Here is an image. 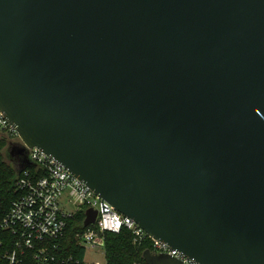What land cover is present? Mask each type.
Here are the masks:
<instances>
[{"label":"water","instance_id":"water-1","mask_svg":"<svg viewBox=\"0 0 264 264\" xmlns=\"http://www.w3.org/2000/svg\"><path fill=\"white\" fill-rule=\"evenodd\" d=\"M0 113L17 174L36 148L195 263L264 264V0H0Z\"/></svg>","mask_w":264,"mask_h":264},{"label":"built area","instance_id":"built-area-1","mask_svg":"<svg viewBox=\"0 0 264 264\" xmlns=\"http://www.w3.org/2000/svg\"><path fill=\"white\" fill-rule=\"evenodd\" d=\"M0 136L18 141L16 132L1 113ZM28 152L35 166L18 175L15 197L8 206L0 201V264H84L83 259L72 255L59 260L56 254L69 221L79 213L84 220L89 209L96 212L94 223L83 227L75 236L84 254L87 248H103L104 234H119L125 228L135 247L148 239L150 252L172 256L182 264H197L148 237L131 219L115 211L38 149Z\"/></svg>","mask_w":264,"mask_h":264},{"label":"trees","instance_id":"trees-1","mask_svg":"<svg viewBox=\"0 0 264 264\" xmlns=\"http://www.w3.org/2000/svg\"><path fill=\"white\" fill-rule=\"evenodd\" d=\"M8 146V139L0 136V201L8 206L14 199V184L18 175L4 158V151ZM83 214L79 213L69 221V226L60 240V248L57 251L59 260L68 256H74L82 260L84 250L75 241V236L84 230L82 226ZM104 239L105 264H145L142 253L151 250V242L145 239L139 247L132 244V236L129 231L123 228L119 234L106 233Z\"/></svg>","mask_w":264,"mask_h":264},{"label":"rangeland","instance_id":"rangeland-1","mask_svg":"<svg viewBox=\"0 0 264 264\" xmlns=\"http://www.w3.org/2000/svg\"><path fill=\"white\" fill-rule=\"evenodd\" d=\"M84 264H105L103 248H87L83 257Z\"/></svg>","mask_w":264,"mask_h":264},{"label":"flooded vegetation","instance_id":"flooded-vegetation-1","mask_svg":"<svg viewBox=\"0 0 264 264\" xmlns=\"http://www.w3.org/2000/svg\"><path fill=\"white\" fill-rule=\"evenodd\" d=\"M15 142H17V141H10V140H8V144H10V143H15ZM5 152V151H4ZM12 168H14V164L13 163H11V162H9V161H6Z\"/></svg>","mask_w":264,"mask_h":264}]
</instances>
